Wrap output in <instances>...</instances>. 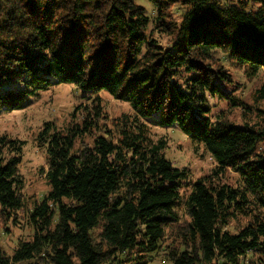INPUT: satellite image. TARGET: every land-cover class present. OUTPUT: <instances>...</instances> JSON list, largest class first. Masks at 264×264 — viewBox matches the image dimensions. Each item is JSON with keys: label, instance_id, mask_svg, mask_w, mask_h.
<instances>
[{"label": "trees", "instance_id": "1", "mask_svg": "<svg viewBox=\"0 0 264 264\" xmlns=\"http://www.w3.org/2000/svg\"><path fill=\"white\" fill-rule=\"evenodd\" d=\"M149 2L152 13L137 0H0V111L25 108L61 83L76 85L97 109L95 117L86 102L76 105L62 128L45 122L38 142L50 189L28 210L33 238L13 255L0 247V264L264 258V110L261 120L238 125L214 118L210 105L230 99L232 67L262 78L255 94L264 101V0ZM102 91L133 112L103 115ZM151 122L203 144L214 172L195 179L174 164ZM24 147L0 133L5 218L26 210ZM228 168L238 185L221 181ZM240 214L247 222L232 231Z\"/></svg>", "mask_w": 264, "mask_h": 264}, {"label": "rangeland", "instance_id": "2", "mask_svg": "<svg viewBox=\"0 0 264 264\" xmlns=\"http://www.w3.org/2000/svg\"><path fill=\"white\" fill-rule=\"evenodd\" d=\"M137 2L145 6L149 13H152V5L149 0H137ZM231 69L236 84L229 89L230 99L210 98L212 115L214 118L228 117L230 121L238 125L251 124L261 120L264 101L256 97L255 91L262 78L249 79L243 70L236 67ZM82 94L83 92L78 90L73 83L55 84L48 90L38 91L31 96L25 108L0 111V133L25 141L20 172L25 182L22 194L26 210L17 214V220L5 218L0 211V247L10 255H13L21 241H29L33 238L34 229L28 220V210L39 204L50 189L46 175L48 170L46 149L40 146L38 134L47 121H55L61 128L70 124L73 120L72 112L80 103L86 102L89 110L95 116L97 109L91 100L83 98ZM99 96L101 97L103 115L113 119L124 113L131 114L133 112V108L128 102L119 100L108 92L102 91ZM108 123L110 124L111 121ZM150 131L154 140L164 139L166 141L167 156L177 166L189 167L193 178L211 174L216 169L218 164L204 145L191 140L177 126L160 127L151 122ZM262 144L264 146V141ZM220 179L222 182L232 185H238L240 182V176L230 168L225 170ZM247 219L246 216L240 214L228 228L236 231L238 226L246 224ZM262 261L264 258L259 261V264ZM149 264L168 263L162 256H159Z\"/></svg>", "mask_w": 264, "mask_h": 264}]
</instances>
